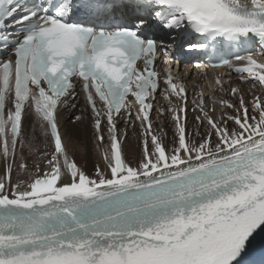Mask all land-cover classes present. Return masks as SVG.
<instances>
[{
	"label": "snow or ice",
	"instance_id": "obj_1",
	"mask_svg": "<svg viewBox=\"0 0 264 264\" xmlns=\"http://www.w3.org/2000/svg\"><path fill=\"white\" fill-rule=\"evenodd\" d=\"M177 51L207 57L191 100ZM262 235L264 0H0V264H246Z\"/></svg>",
	"mask_w": 264,
	"mask_h": 264
},
{
	"label": "bare ground",
	"instance_id": "obj_2",
	"mask_svg": "<svg viewBox=\"0 0 264 264\" xmlns=\"http://www.w3.org/2000/svg\"><path fill=\"white\" fill-rule=\"evenodd\" d=\"M195 78V77H194ZM210 103V101H209ZM131 140L129 141V143L125 146L126 149L130 150L131 149ZM70 153H75L76 158L78 160V163L81 164H85L86 163V167L91 170L93 164L99 159V154L96 153L95 148H92V154L91 156L87 157V160L82 159L81 157L84 155V153L80 152L78 150V148L74 145H70Z\"/></svg>",
	"mask_w": 264,
	"mask_h": 264
}]
</instances>
